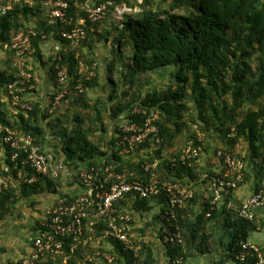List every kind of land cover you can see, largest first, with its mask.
<instances>
[{
  "label": "trees",
  "instance_id": "trees-1",
  "mask_svg": "<svg viewBox=\"0 0 264 264\" xmlns=\"http://www.w3.org/2000/svg\"><path fill=\"white\" fill-rule=\"evenodd\" d=\"M65 1L69 3V17H86L83 7L87 0ZM101 1L97 0L95 6ZM165 1L168 0H142L139 4L137 0H115L116 4L124 3L131 8L138 7L140 12L127 15L121 23L122 28L114 23L107 26V21L95 24L87 22L86 36L77 49L78 57H75L69 42L57 34L63 26L49 27L47 16H41V10L47 7L44 0H35L32 7L18 4L5 14L0 12V49L5 53L0 66V136H6L7 131L30 135L36 139V144L46 151L45 134L47 129H50L55 137L60 139L65 160L72 165L77 166L78 161L89 162L95 169L110 165L115 171H121L123 168L134 171L140 178L149 175L142 171L141 163L157 161L155 173L160 182L176 181L183 186L191 185L192 196L185 200L182 208L176 210L182 243L174 247L165 246L169 264H187L190 258L210 252L206 247L209 238L203 231L205 222L214 218L216 211L215 208L210 210L209 201L200 203L199 194L195 189L200 181L205 180L203 175L206 172L200 163L194 160L188 167L179 161L173 162L172 159L179 156V149L172 157H167L166 153L174 148L182 134L187 135L186 141L192 138V127L197 125L204 134L203 142L197 144L202 151H207L203 146L205 139L213 140L217 137L221 145L229 150H233L241 140L246 147L247 161L257 160L262 166V171L264 170V0H169L167 8L161 7V3ZM31 18L34 21V27L31 29L37 33L31 41L35 50L31 67L34 62L40 66L47 65L41 52V45L46 42H40L43 35L53 34L48 42L58 41L65 49L51 56L49 72L59 92L61 89L58 86L55 66L67 68L69 83L65 90L69 91L70 95H66L62 101L68 103L69 108L75 105L81 108L90 107L85 91L97 84V71L93 68V48L101 40L112 41L111 51L114 59L107 68L108 73L116 69L118 62L121 66L119 71L125 68L128 78L134 79L129 81L130 86L134 85L136 77L145 76L150 80L151 73L163 71L160 73L163 77L169 71L165 74L169 83L159 88L153 86L142 95H131L126 101L122 99L128 96L130 87L114 97L117 83L112 80L113 87L108 97L110 101L114 98L117 100L116 106L109 109L110 114L107 113L111 120L129 113L134 107L147 109L148 115L150 110L158 113L154 125L161 141L153 146L152 156L139 158V162L124 163L125 165L120 161L117 152L111 151L107 156V153L101 150L104 143L101 132L105 129L99 115L93 119L87 114H75L67 124L69 117L66 113L60 114L61 107L51 115L46 107L36 102L31 103V111L19 110L14 113L16 108L11 102L7 87L17 80V72L12 66L14 54L9 48V43L14 33L30 30L26 24ZM99 30L101 33H98ZM85 48L88 52L84 55L82 50ZM124 48H129L128 55L123 54ZM80 64L88 68L86 72H80ZM30 72L33 73V69ZM91 72L94 76L88 80ZM149 80L145 81L146 86ZM35 83L33 79L32 85ZM138 83L140 81L137 80ZM78 87L82 92H79ZM54 96H51V101ZM96 103L97 101L94 102L93 109L98 111ZM127 119L139 125L143 123L141 114ZM114 133L118 135L116 142H120L123 136L121 129L115 126ZM148 148L150 143L146 142L137 147L136 152ZM14 152L18 153V159L12 161L10 158ZM2 154L0 166L7 165L9 172L6 175L12 184L0 193V220L11 214L20 201L29 199L41 185L48 189L54 185L47 177L34 174L28 166L22 168L25 157L23 151H15L6 146ZM101 156L105 158L104 164L97 161ZM236 158L242 161L239 156ZM19 172L25 179H34V182L28 183L18 179L16 175ZM59 196L67 203L72 200L67 195ZM157 200L166 205L164 198ZM149 203V200H136L133 209L136 212L149 211ZM207 213H210L208 218ZM155 219L159 221L158 216ZM253 221L238 218L233 223L226 224L231 228V232L225 251L228 253V259L236 264L238 251L235 244L238 241H247L248 233L255 229ZM135 232L143 235L142 229ZM135 241L140 247L139 258L135 259L131 253L125 254L116 243V262L119 263L122 259L126 264H154L151 244L146 240ZM71 245V239L64 240L67 253ZM176 257L181 258V261L174 263ZM71 259L67 264H72ZM43 262L63 264L59 257L48 256L37 264ZM212 264H224V261L218 260Z\"/></svg>",
  "mask_w": 264,
  "mask_h": 264
},
{
  "label": "built area",
  "instance_id": "built-area-1",
  "mask_svg": "<svg viewBox=\"0 0 264 264\" xmlns=\"http://www.w3.org/2000/svg\"><path fill=\"white\" fill-rule=\"evenodd\" d=\"M138 3L140 4L141 0H138ZM18 4L32 7L35 0H0L1 14L13 10ZM44 5L49 7L47 25L49 27L63 26L57 34L61 39L69 42L75 57L79 56L77 49L86 36L87 22L102 23L112 17L114 22L122 28L121 22L125 16L140 12L137 7L116 4L115 0H102L96 6L85 8L86 17L74 19L67 14L69 3L65 0H44ZM36 35V31L30 29L28 32L18 31L10 39L9 48L14 54L12 66L17 72V80L8 85L7 91L16 108L14 113L19 110L31 111L33 100L30 95L37 83V79L30 72L31 58L35 52L31 41ZM52 35H43L40 42L47 43ZM59 60L60 57H58ZM79 69L81 72H86L88 68L80 64ZM55 70H57L58 86L61 91H57L53 97L50 114L63 106L62 100L68 95L65 90L68 80L67 68L56 65ZM92 76L94 74L91 72L88 80ZM33 79L36 83L32 85ZM77 89L82 92L80 87ZM149 112L148 115L145 108H132L128 117L141 114L143 123L139 125L127 119L121 129L123 134L119 142L121 153L128 156V159L135 158L133 161L139 162V158L145 159L152 156L153 146L161 141L158 138L157 127L154 125L158 119V113L151 110ZM192 130L193 137L185 142L178 158L172 159L173 162L179 161L190 167L194 160L199 162L203 157L204 151L197 144L203 142L204 134L197 125H194ZM146 142L150 143V148L136 152V148ZM6 146L15 151L24 152L22 168L28 166L34 174L47 177L52 181L59 179L62 175H69L82 188V193L72 197L70 203L63 198H57V202L46 211L44 218L39 221L29 254L23 257L19 264H37L42 258L48 256L61 258L63 264H67L71 258L72 264H117L116 243L125 254L131 253L135 259H138L140 247L135 239L137 241L140 239L135 232L137 226L133 225L132 216L127 211L121 210L122 204L128 200L134 203L136 200L164 198L166 205L161 204L164 210L161 209L157 213L160 221H158L159 240L163 246L174 247L182 243L176 210L182 208L185 200L192 196L191 185L183 186L176 181L160 182L155 173L157 161L141 163L142 171L149 174L146 178H140L134 171L125 168L115 171V168L110 165L103 169H95L90 165L83 169L74 168L71 174L62 160L44 151L36 144V139L30 135H19L17 132L7 131L6 136H0L1 164L2 150ZM214 157L223 163L226 170L222 177L203 175V179H209L210 210L216 208L223 199L230 198L244 181L242 162L236 158L235 154L219 148L214 151ZM10 159L12 161L18 159V153L14 152ZM7 172H9L7 165L0 166V193L12 184L6 175ZM16 176L28 183L34 182V179H25L21 172ZM231 208L236 217L253 221L256 211L264 208V184L239 206ZM209 216L210 213H207L206 217ZM65 239L72 240L68 253L64 249ZM235 247L238 251L235 257L238 264H264V256L257 245L249 241H238ZM180 261L181 258L176 257L174 263Z\"/></svg>",
  "mask_w": 264,
  "mask_h": 264
},
{
  "label": "crops",
  "instance_id": "crops-1",
  "mask_svg": "<svg viewBox=\"0 0 264 264\" xmlns=\"http://www.w3.org/2000/svg\"><path fill=\"white\" fill-rule=\"evenodd\" d=\"M97 0H92L91 2H88L87 4L89 6H93ZM167 4H169V0L167 1ZM107 24H109L107 22ZM106 24V25H107ZM104 26V25H102ZM108 26V25H107ZM103 29V28H102ZM109 29V28H108ZM101 30L98 31V33ZM105 30H103L104 34ZM102 41V40H101ZM101 41L97 42L95 44L94 50H98L100 47L103 46L104 51L103 55H99L97 57L94 54L95 59V68L97 71V84L94 87H91L87 89L85 92L86 99L89 101L88 104H90V107L81 108L78 105H75L74 107H70L67 105L68 103H64L61 107L60 114H67L68 121L67 124L72 121V118L75 114H83L88 115L90 118L95 119L96 116L99 115L100 122L104 125V132H101V136L103 138V142L101 145V150L103 152H106L107 156H109L110 152H117L118 156L120 157V161H122V164L124 163H132L134 162L133 159H128V156H125L121 153L120 145L117 140L116 133H114V127L117 126L118 128L122 129L123 125L127 121L128 113L120 115L117 119L111 120L110 116L107 115L110 114V108L116 106L117 100L114 98L110 101L109 94L111 91V88L113 87L112 80L115 81V69L112 73H108V67L113 62L114 56L111 55L112 51V41L109 39L108 41H105V44H101ZM102 45V46H101ZM63 49V46L59 42H47L45 47H41V52L44 56V61L46 62V66H40L38 63H34L33 69V75L37 79V83L35 85V89L32 91L30 98L33 100V102H36L40 104L43 107H46L47 110H49L51 107V96H54L57 94V88L54 86L51 74L49 72V68L51 66V63H49L51 56L60 52ZM106 49L110 53V55H106ZM65 50V49H63ZM86 53V50H84ZM120 67V64L118 65ZM117 66V67H118ZM81 72V71H80ZM83 73V72H81ZM161 72L157 73H151L149 77H152L154 74H158L160 76ZM120 75V74H119ZM128 76L127 73H121L120 77L123 79V76ZM162 77V76H160ZM111 78V79H110ZM152 80V78H151ZM161 84L159 86L162 87L164 85V79L160 80ZM67 80V85H68ZM128 86L124 85L123 90H127ZM66 89V86H65ZM147 88H145V91L143 93H140L141 95L146 93ZM68 95H70L69 91ZM80 92V91H79ZM122 92V90H120ZM115 93L114 97L116 95L120 94ZM132 95V92L129 90L128 96L122 99V101L129 100ZM97 101L98 105V111L93 109L94 102ZM49 112V111H48ZM50 114V113H49ZM53 115V114H51ZM126 118V119H125ZM100 126V123L98 124ZM116 142V143H115ZM113 143V144H112ZM214 147L212 150L204 151L203 157L199 160L200 165L204 168L206 174L209 177H222L224 175L226 167L223 165L221 161L216 159L214 157V151L218 148L223 149L225 151L232 152L235 154V156H239V153H241L244 157L246 155L245 150V144L240 140L236 147L233 150H229L227 147H224L221 145L220 141L217 137L214 138ZM244 148V150L241 152V149ZM44 149L51 153L56 159L62 160L67 167L69 168L71 174L73 170L76 169H83L87 168L89 166V162H77V166L72 165V163L67 162L65 160V156L63 155L61 151V143L60 139L58 137H55L53 134V131L50 129H47V132L45 134V140H44ZM240 157V156H239ZM104 156L98 157V162H104ZM240 160V159H238ZM245 161L242 162V172L244 173V181L241 184V186L231 195L228 199H223L221 202H219L215 208L216 214L213 220H209L205 222L204 225V233L208 236V238H211V230H214L218 227L219 233L220 229L223 230V235L225 237H220L219 240V249L214 250L216 253L208 252L203 255H199L197 257L190 258V260L187 261V264H212L214 261L223 260L224 264H236L232 262L230 259H228V253L225 251L226 246L224 241L229 240L230 236V230L225 226L224 224H221L220 219L223 216H226L227 213L231 212V207H237L246 200L248 197H250L257 188H261V186L264 184V170L262 171V166L260 165V162L257 160L255 162L247 161L246 157L244 158ZM120 165V164H119ZM74 166V167H73ZM261 166V167H260ZM209 180V179H208ZM207 179L200 181L197 186H195V189L197 190L199 194V200L200 203L204 201H209L210 197V187H209V181ZM54 185L53 187L49 188L41 185V187L29 198L23 201H20L16 206L15 209L11 212V214L5 216L0 220V264H18V262L29 254L31 243L33 238L36 235L39 221L42 220L45 216L46 211L54 205L57 201V198H61L59 194L61 195H67L70 198L82 193V188L77 184V182L69 175H62L59 179L53 181ZM55 191V192H54ZM148 208L149 211H145L150 213L151 210H154L153 215L145 216L143 214V211L136 212L133 209V204L131 201H127L122 204V211H127L133 218V225L137 226V229L143 230V235L136 232L138 235V238L140 241L146 240L149 244H151V247L153 249L155 263L154 264H169L168 258L166 257V250L165 246H163L160 242V237L158 234V220L155 218L157 217L158 211H160L161 208V201L154 199V201H150ZM231 208V209H230ZM229 216V215H228ZM230 217V216H229ZM225 219V218H224ZM227 223V219H225ZM254 230L251 232H258L259 234L264 232V208H261L256 211L255 218H254ZM217 224V226H216ZM251 233H248L247 241H249V235ZM227 239V240H225ZM210 241V240H208ZM252 241V240H251ZM261 241L263 243H261ZM250 242V241H249ZM254 242V243H253ZM253 242H250L252 244H255L259 247L261 253L264 256V235L260 236L259 239H254ZM213 251V250H212ZM196 252V251H194ZM45 262V261H44ZM43 264H46L44 263ZM119 264H126L125 261L123 262L122 259L120 260Z\"/></svg>",
  "mask_w": 264,
  "mask_h": 264
},
{
  "label": "rangeland",
  "instance_id": "rangeland-1",
  "mask_svg": "<svg viewBox=\"0 0 264 264\" xmlns=\"http://www.w3.org/2000/svg\"><path fill=\"white\" fill-rule=\"evenodd\" d=\"M167 2L165 1V3L164 2H162L161 3V7H164V8H167ZM48 12H49V8L48 7H45L44 9H42L41 10V16L43 17V18H45L46 16H47V14H48ZM125 21V19L123 20V22ZM109 24H107L108 26H112L113 25V23L112 22H108ZM30 29L32 28V27H34V21H32V18L28 21V23L26 24ZM106 42L104 41V40H102L101 41V44H105ZM45 45H46V42H45V44L43 43L42 45H41V47H45ZM102 46V45H101ZM86 49V48H85ZM85 49H83L82 50V52H83V54L85 55V54H87V49H86V53H85ZM104 49L105 48H103V46L102 47H100L97 51L96 50H94V53L93 54H95L97 57H99V55L101 54V55H103V52H105L104 51ZM123 54L124 55H128L129 54V48H124L123 49ZM106 55H110V53L108 52V50L106 49ZM111 55H112V53H111ZM4 57H5V53L0 49V66L2 65V60H4ZM35 63V62H34ZM34 63H33V68H34ZM119 63L118 62H116V71H115V73H114V75H116L115 76V82L117 83V87H115V89H116V91H117V93H119L120 92V90H122L123 91V88H124V85L125 86H128V87H130V91L132 92V95H134L135 94V96L136 95H138L139 93H143L144 91H145V88H147V90H150V89H152V87L153 86H155L156 88H159V87H161V86H159V84H161L162 82L160 81L161 79H164V85L166 84V83H169L168 81V79H165V78H167L168 76L167 75H165L166 73H169V71H167L165 74H164V76L163 77H160V76H158V74H154V75H152V77H150V80H149V78L147 77H145V76H143V77H140V78H138V77H136L135 78V81L136 82H134V85H131L130 86V84H129V81H134V79L132 78H128V76H125V77H123V79H121V77H120V75H121V73H127L128 71L125 69V68H123V71H119ZM118 66V67H117ZM121 67V66H120ZM120 74V75H119ZM151 78H152V80H151ZM137 80L138 81H140V83H138L137 84ZM149 80V84L146 86V83H145V81H148ZM161 82V83H160ZM141 85V86H140ZM164 85H162V86H164ZM121 93V92H120ZM187 137V135L186 134H182L181 136H180V138H179V140H178V142H176L175 143V146H174V148L173 149H171L169 152H167L166 153V156L167 157H172L176 152H177V150L179 149H181L182 148V146L185 144V142H186V138ZM203 146L205 147V149L208 151V150H212L213 148H216V147H214V139L213 140H209V139H205V141H204V143H203ZM219 149V148H218ZM244 150V148H242L241 149V152ZM246 150V149H245ZM237 156V155H236ZM239 156H240V158H242V161H245L244 160V156L241 154V153H239ZM153 213H154V210H151L150 211V213H148L147 214V212H145V211H143V214L145 215V216H149V215H153ZM230 217H229V216ZM227 219V223H233L234 221H235V219L237 220L238 219V217H236V215L231 211V212H229L228 214H227V218H226V216H223L221 219H220V222H221V224H224V222H225V224H227L226 223V221H225V219ZM214 218H212L211 220H213ZM216 226H217V224H216ZM226 226V225H225ZM227 227V226H226ZM228 228V227H227ZM229 229V228H228ZM231 229V228H230ZM229 229V230H230ZM212 231V233H211V238L210 239H208V240H210V241H207V245H206V247L208 248V250H210L211 251V253L212 252H214V253H216V251H214V250H218L219 249V240L221 239L220 237H225V235H223L222 233H223V230H222V228L220 229V233H219V230H218V227L217 228H215L214 230H211ZM252 231H250L249 233H251ZM205 234V233H204ZM206 235V234H205ZM264 235V232L263 233H261V234H259L258 232H253V233H251L250 235H249V241L250 242H253V238L254 239H259V237L260 236H263ZM207 236V235H206ZM207 238H208V236H207ZM225 240H227V239H225ZM229 240H230V238H229ZM229 240H227V241H224V243L223 244H227L228 243V241ZM252 240V241H251ZM254 243V242H253ZM261 243H263L262 241H261ZM222 247H225V246H222ZM213 250V251H212ZM117 263V262H116ZM117 264H119V263H117ZM229 264V263H228Z\"/></svg>",
  "mask_w": 264,
  "mask_h": 264
},
{
  "label": "clouds",
  "instance_id": "clouds-1",
  "mask_svg": "<svg viewBox=\"0 0 264 264\" xmlns=\"http://www.w3.org/2000/svg\"><path fill=\"white\" fill-rule=\"evenodd\" d=\"M88 2H91V1H89V0H87ZM138 1V0H137ZM88 2H86V4H85V7H83V9H85L86 7H93V6H95V4H93V6H89L87 3ZM141 2H142V0H141ZM122 4H124V3H122ZM81 8V7H80ZM138 8V7H137ZM139 9V8H138ZM126 17V16H125ZM125 17H124V19H125ZM123 19V20H124ZM107 22H112V23H114V24H117L116 22H114V19L112 18V17H110L108 20H107ZM123 22V21H122ZM121 22V23H122ZM118 25V24H117ZM120 28V27H119ZM60 43V42H59Z\"/></svg>",
  "mask_w": 264,
  "mask_h": 264
}]
</instances>
